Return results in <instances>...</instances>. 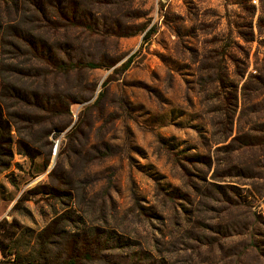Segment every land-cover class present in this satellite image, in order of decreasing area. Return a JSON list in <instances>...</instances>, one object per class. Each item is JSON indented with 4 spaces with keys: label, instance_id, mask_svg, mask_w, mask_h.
I'll use <instances>...</instances> for the list:
<instances>
[{
    "label": "rangeland",
    "instance_id": "rangeland-1",
    "mask_svg": "<svg viewBox=\"0 0 264 264\" xmlns=\"http://www.w3.org/2000/svg\"><path fill=\"white\" fill-rule=\"evenodd\" d=\"M79 1L50 43L104 67L6 72L0 222L50 264H264V0Z\"/></svg>",
    "mask_w": 264,
    "mask_h": 264
},
{
    "label": "trees",
    "instance_id": "trees-1",
    "mask_svg": "<svg viewBox=\"0 0 264 264\" xmlns=\"http://www.w3.org/2000/svg\"><path fill=\"white\" fill-rule=\"evenodd\" d=\"M87 15L79 0H0V105L1 101L2 106L5 105L4 97L11 90L6 88L4 77L8 71L15 72L23 80L27 78L30 81H46L68 77L74 72L104 67L103 64L92 61L64 60L50 43L54 33L91 31L92 24ZM145 31L146 29L142 30ZM135 35L123 34L120 37ZM150 37L151 35L147 34L144 39L147 41ZM7 48H10L11 52H7ZM129 67L130 61L122 70L127 71ZM18 95L23 96L22 105L30 106L28 94ZM5 131L2 120V139L5 137ZM21 230L23 228L16 221L0 222L1 256L11 259L8 264H50L47 250L52 245V236L57 233V229L50 225L37 235L32 230ZM25 232L32 239L27 245H23ZM28 250L30 252L27 253ZM66 264H75V261Z\"/></svg>",
    "mask_w": 264,
    "mask_h": 264
}]
</instances>
